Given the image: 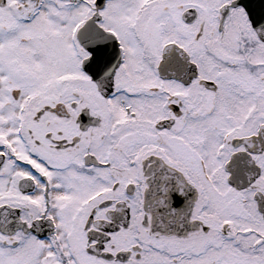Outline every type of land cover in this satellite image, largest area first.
I'll use <instances>...</instances> for the list:
<instances>
[{"label": "snow or ice", "instance_id": "snow-or-ice-1", "mask_svg": "<svg viewBox=\"0 0 264 264\" xmlns=\"http://www.w3.org/2000/svg\"><path fill=\"white\" fill-rule=\"evenodd\" d=\"M0 264H264V0H0Z\"/></svg>", "mask_w": 264, "mask_h": 264}]
</instances>
